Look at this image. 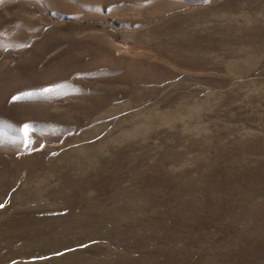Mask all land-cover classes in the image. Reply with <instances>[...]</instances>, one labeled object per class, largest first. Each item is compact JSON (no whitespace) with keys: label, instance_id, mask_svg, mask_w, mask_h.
<instances>
[{"label":"rangeland","instance_id":"obj_1","mask_svg":"<svg viewBox=\"0 0 264 264\" xmlns=\"http://www.w3.org/2000/svg\"><path fill=\"white\" fill-rule=\"evenodd\" d=\"M0 204V264H264V0H0Z\"/></svg>","mask_w":264,"mask_h":264},{"label":"snow or ice","instance_id":"obj_2","mask_svg":"<svg viewBox=\"0 0 264 264\" xmlns=\"http://www.w3.org/2000/svg\"><path fill=\"white\" fill-rule=\"evenodd\" d=\"M14 99H17V98L14 97ZM23 130H24V133H25V139H26V142H29V141L27 140V135H28L29 126H28V125H25ZM3 206H4L3 204H0V207H3Z\"/></svg>","mask_w":264,"mask_h":264}]
</instances>
